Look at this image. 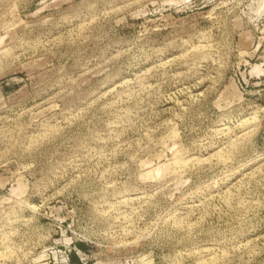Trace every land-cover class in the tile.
I'll return each instance as SVG.
<instances>
[{"label": "rangeland", "instance_id": "374dc122", "mask_svg": "<svg viewBox=\"0 0 264 264\" xmlns=\"http://www.w3.org/2000/svg\"><path fill=\"white\" fill-rule=\"evenodd\" d=\"M0 264H264V0H0Z\"/></svg>", "mask_w": 264, "mask_h": 264}]
</instances>
